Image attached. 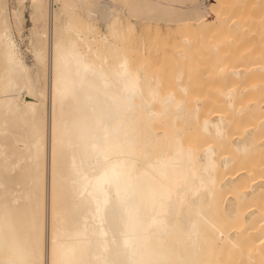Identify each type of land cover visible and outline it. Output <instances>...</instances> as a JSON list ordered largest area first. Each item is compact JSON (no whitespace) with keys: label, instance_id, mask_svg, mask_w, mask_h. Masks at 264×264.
Returning <instances> with one entry per match:
<instances>
[{"label":"bare ground","instance_id":"6f19581e","mask_svg":"<svg viewBox=\"0 0 264 264\" xmlns=\"http://www.w3.org/2000/svg\"><path fill=\"white\" fill-rule=\"evenodd\" d=\"M113 1L0 0V264H264V0Z\"/></svg>","mask_w":264,"mask_h":264},{"label":"rangeland","instance_id":"374dc122","mask_svg":"<svg viewBox=\"0 0 264 264\" xmlns=\"http://www.w3.org/2000/svg\"><path fill=\"white\" fill-rule=\"evenodd\" d=\"M101 2H103V0H101ZM106 3H108V5L109 4L111 5V6L109 5V8H110L111 12L113 11V13L119 9V4L113 0H104L103 4H106ZM26 5H27V9L25 11L26 20H25L24 31H25V33H28L29 28L32 26L31 19H30V0H26ZM23 46L25 48V45H23ZM28 61H31L30 57H28Z\"/></svg>","mask_w":264,"mask_h":264}]
</instances>
